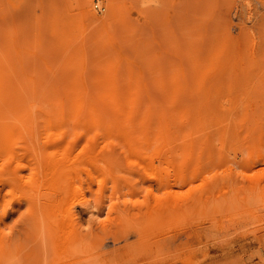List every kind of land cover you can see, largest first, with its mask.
I'll return each mask as SVG.
<instances>
[{"label": "rangeland", "instance_id": "1", "mask_svg": "<svg viewBox=\"0 0 264 264\" xmlns=\"http://www.w3.org/2000/svg\"><path fill=\"white\" fill-rule=\"evenodd\" d=\"M259 156L264 0H0V264H264Z\"/></svg>", "mask_w": 264, "mask_h": 264}, {"label": "bare ground", "instance_id": "2", "mask_svg": "<svg viewBox=\"0 0 264 264\" xmlns=\"http://www.w3.org/2000/svg\"><path fill=\"white\" fill-rule=\"evenodd\" d=\"M259 159H260V161H262L261 162V164H264V157H261V156H259L258 157V161H259ZM259 164H260V162H259ZM162 183V182H161ZM160 184V183H159ZM126 218V220H127V217H125ZM130 218H132V217H130ZM129 218V219H130ZM138 220H140V218L138 219ZM123 222H124V219H123ZM132 222V221H131ZM129 224V223H128ZM130 225H132V226H129V228L131 227L132 228V230H133V224L131 223ZM121 226V225H120ZM127 228H128V226H127ZM127 231H129V229L127 230ZM134 231V230H133ZM124 232H125V229H124ZM135 232V231H134ZM137 232V231H136ZM121 233V232H120ZM128 233H130V232H128ZM127 233V234H128ZM126 234V235H127ZM141 234V233H140ZM142 234H144V233H142ZM130 235V234H129ZM127 237H128V235L125 237V233H124V236H123V238H124V240H126L127 239ZM126 238V239H125ZM140 239V238H139ZM141 239L143 240V238H142V236H141ZM137 240V239H136ZM142 240H140V241H142ZM138 241V240H137ZM146 241V240H145ZM117 242H118V240H117ZM134 242H136L135 240H134ZM123 243V242H122ZM139 243V242H138ZM137 242H136V244H138ZM146 244V243H145ZM135 245V244H134ZM128 247L129 248H131V249H134V247L133 246H130V245H128ZM142 250V249H141ZM145 253V252H144ZM147 253H149V252H147ZM123 260L125 261V258L124 257H122L121 259H119V260H116V261H118V262H123Z\"/></svg>", "mask_w": 264, "mask_h": 264}, {"label": "built area", "instance_id": "3", "mask_svg": "<svg viewBox=\"0 0 264 264\" xmlns=\"http://www.w3.org/2000/svg\"><path fill=\"white\" fill-rule=\"evenodd\" d=\"M96 8L98 9V7L96 6ZM263 254H264V250H263Z\"/></svg>", "mask_w": 264, "mask_h": 264}]
</instances>
